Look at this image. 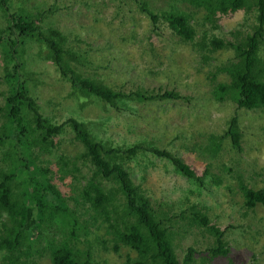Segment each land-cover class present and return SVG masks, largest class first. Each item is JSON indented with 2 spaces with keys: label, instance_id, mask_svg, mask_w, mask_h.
I'll return each mask as SVG.
<instances>
[{
  "label": "trees",
  "instance_id": "trees-1",
  "mask_svg": "<svg viewBox=\"0 0 264 264\" xmlns=\"http://www.w3.org/2000/svg\"><path fill=\"white\" fill-rule=\"evenodd\" d=\"M187 1L203 7L209 21L218 14V19L240 11L251 14V33L235 42L212 38L206 44L204 37L201 44L204 42L209 54L226 47L234 52L233 59L211 76L216 82L224 72L230 79L213 85V99H231L238 108L264 110V0ZM19 3L0 0V55L6 85L0 93V252L5 255L4 264H36L31 259L41 252L49 253L52 264H97V250L120 253L123 247L137 254L135 258L128 255L127 264H211L228 256L227 230L212 220L205 206L194 203L175 214L169 208L163 210V204L152 200L142 183L133 179L131 164L147 155L166 158L177 174L200 186L207 169L199 176L179 153L151 142L119 146L98 140L87 124L76 118L55 124L42 113L32 93V72L26 70L25 56L34 46L37 57L52 62L60 76L70 82L75 98L83 102L99 100L119 110L132 102L185 97L162 89L126 93L84 75L80 71L83 55L70 46L68 36L59 28L47 27L42 12H30L18 7ZM143 11L155 24L166 22L181 41L195 39L189 14L181 10H162L161 14L147 8ZM69 131L83 148L78 159L91 170L88 176L82 175L83 180L75 174H81L78 159L61 155L55 170L44 158L58 150L61 140L57 142L56 137ZM240 136L237 117H232L224 134H209L206 150L218 153L227 137L241 150ZM68 175L73 178L68 185L71 193L56 182ZM211 181L217 185L222 182L219 174L212 175ZM241 190L247 210L264 206V188L254 190L242 184ZM179 221L186 223L188 233L192 234L194 227L205 233L208 261L206 257L198 260L196 254L200 252L192 246L180 256L176 243Z\"/></svg>",
  "mask_w": 264,
  "mask_h": 264
},
{
  "label": "rangeland",
  "instance_id": "rangeland-1",
  "mask_svg": "<svg viewBox=\"0 0 264 264\" xmlns=\"http://www.w3.org/2000/svg\"><path fill=\"white\" fill-rule=\"evenodd\" d=\"M18 2L21 3L18 7L42 12L47 27L59 28L68 36L70 46L83 55L80 71L84 75L126 93L162 89L185 97L183 100L132 102L130 107L119 110L99 100L83 102L75 98L70 82L60 76L54 64L38 58V50L32 46L25 56L26 70L32 72L31 89L42 113L55 124L69 118L84 121L98 140L115 145L146 141L176 151L199 176L207 169L204 184L200 186L177 174L166 158L147 155L131 164L133 179L142 183L152 200L163 204V210L169 208L170 213L175 214L199 203L205 206L214 222L227 230L230 253L211 264H264V206L247 210L241 190L242 184L254 190L264 188V110L238 108L231 99L223 102L213 99V85L230 79L224 72L218 75L216 82L211 76L219 66L233 59L234 52L226 47L209 54L204 42L201 44L204 37H207L206 44L212 38L235 42L251 33L254 23L251 14L240 11L220 19L218 14L209 21L203 7L187 0ZM144 8L157 14L162 10H181L189 14L196 31L195 39L188 43L181 41L163 20L155 24ZM261 55L264 57V47ZM3 64L0 55V93L6 89L2 82ZM1 97L0 94V102ZM232 117H237L242 149L233 147L227 137L218 153H209L206 150L209 134H224ZM59 140L55 154L44 156L55 170L59 156L76 161L83 150L71 131L56 137V141ZM150 162L152 165L148 164ZM77 165L81 174H75L80 179L90 174L82 159H78ZM218 174L222 180L219 185L211 181V176ZM56 180L61 189L71 193L68 191V185L73 182L71 176ZM176 226L180 256L192 246L200 252L196 254L198 260L206 257L208 261L205 233L196 227L191 229L192 234L188 233L183 221ZM95 254L97 264H127L128 255L133 258L137 255L126 247L120 253L97 250ZM4 256L0 252V264H4ZM31 260L36 264H52L47 252L36 254Z\"/></svg>",
  "mask_w": 264,
  "mask_h": 264
}]
</instances>
